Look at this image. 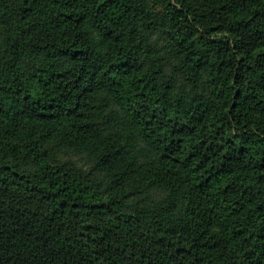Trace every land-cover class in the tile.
I'll return each mask as SVG.
<instances>
[{"label":"trees","instance_id":"16d2710c","mask_svg":"<svg viewBox=\"0 0 264 264\" xmlns=\"http://www.w3.org/2000/svg\"><path fill=\"white\" fill-rule=\"evenodd\" d=\"M0 264H264V0H0Z\"/></svg>","mask_w":264,"mask_h":264}]
</instances>
